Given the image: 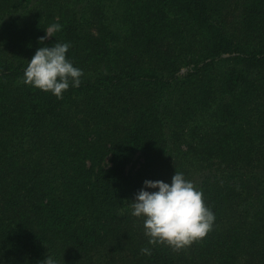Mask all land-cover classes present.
Wrapping results in <instances>:
<instances>
[{
  "label": "trees",
  "instance_id": "trees-1",
  "mask_svg": "<svg viewBox=\"0 0 264 264\" xmlns=\"http://www.w3.org/2000/svg\"><path fill=\"white\" fill-rule=\"evenodd\" d=\"M54 23L45 44L70 42L84 73L62 99L21 82ZM176 170L216 217L179 250L150 245L129 207ZM50 253L264 264V0H0V264Z\"/></svg>",
  "mask_w": 264,
  "mask_h": 264
},
{
  "label": "clouds",
  "instance_id": "clouds-1",
  "mask_svg": "<svg viewBox=\"0 0 264 264\" xmlns=\"http://www.w3.org/2000/svg\"><path fill=\"white\" fill-rule=\"evenodd\" d=\"M59 23L49 25L45 35L38 38L43 46L37 48L24 69L22 83L44 92H50L58 99L70 87L78 88L82 82L83 70L74 66L67 54L70 42L56 39L52 46L45 41L62 31ZM131 215L142 218L144 234L150 245L166 244L173 250L190 246L204 238L216 220L213 211L203 199V193L184 173L175 171L171 182L146 179L129 203ZM143 255H151V249L144 247ZM42 264H58L50 253Z\"/></svg>",
  "mask_w": 264,
  "mask_h": 264
},
{
  "label": "rangeland",
  "instance_id": "rangeland-1",
  "mask_svg": "<svg viewBox=\"0 0 264 264\" xmlns=\"http://www.w3.org/2000/svg\"><path fill=\"white\" fill-rule=\"evenodd\" d=\"M142 162H143L142 158L140 156H137L135 160H133V162L128 166L127 171L135 173L140 167Z\"/></svg>",
  "mask_w": 264,
  "mask_h": 264
}]
</instances>
